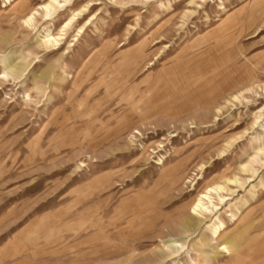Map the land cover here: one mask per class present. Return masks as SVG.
<instances>
[{"label":"rangeland","instance_id":"obj_1","mask_svg":"<svg viewBox=\"0 0 264 264\" xmlns=\"http://www.w3.org/2000/svg\"><path fill=\"white\" fill-rule=\"evenodd\" d=\"M6 1L0 264H230L219 243L245 252L264 233V13H237L253 0H92L66 30L86 0L34 24ZM47 29L59 43L41 44Z\"/></svg>","mask_w":264,"mask_h":264},{"label":"bare ground","instance_id":"obj_2","mask_svg":"<svg viewBox=\"0 0 264 264\" xmlns=\"http://www.w3.org/2000/svg\"><path fill=\"white\" fill-rule=\"evenodd\" d=\"M11 1H14V0H11ZM11 1L7 0L6 2H8L9 5H11L12 4ZM74 1L76 0H48V2H45L35 8H28V4L30 3L28 2V0H17L12 4L11 9L14 12H17L18 14H24L27 10H29L28 13L24 16L25 17L24 21L26 23L29 22L31 24L32 22L34 24L36 21L39 22L37 20V17L39 14L43 13L44 15L49 17L53 15L54 13H56L59 9H62L63 6L74 3ZM93 4L94 3L92 2V0H86V2L82 4V6L79 9L73 10L71 13V16L63 24L61 30H66V28L71 27L74 23L80 22V20L84 18L86 11L89 10L90 9L89 7L92 6ZM237 13L239 17L240 16L242 17L244 16V14H246L247 18L245 19V21L243 19L244 21L243 23L251 24L259 16H261V14L264 13V0H253V3L249 4L247 7L246 5H243L241 10L238 11ZM234 18H235L234 15L228 18V20L223 25V28L228 27L229 23L234 21ZM81 27L83 26H80L79 28ZM46 31L47 33L43 35L41 44L54 45V44L59 43L60 36L53 34V32L50 29H47ZM5 60L8 62L7 66L9 67V69L13 73H17V70H18L17 66L15 64L10 63L9 58H6ZM258 152H264V142L262 146L258 147ZM159 160L162 161L161 158ZM218 197L220 201H224L227 199L226 196L224 195H219ZM216 208H218V206L217 204L213 203V200L211 199V196L209 195V190H208L198 195L197 199L193 202L192 212L200 216L201 219H203L204 215L213 213L214 211L213 209H216ZM228 215L232 216L231 219H234V215H231L230 213H228ZM224 228H225V222L220 220L217 224H214L212 226L211 232L217 235ZM163 246H164V249H169L172 251L181 250L184 247L183 241L176 239V238L168 239V241L163 243ZM222 249L228 250V246L223 244Z\"/></svg>","mask_w":264,"mask_h":264},{"label":"crops","instance_id":"obj_3","mask_svg":"<svg viewBox=\"0 0 264 264\" xmlns=\"http://www.w3.org/2000/svg\"><path fill=\"white\" fill-rule=\"evenodd\" d=\"M162 110L165 111L164 108ZM235 215H237V213ZM221 219L222 218H220L219 216L215 215V217L209 223L205 224V221L198 222V225L200 224L199 228H200V226H203V224H205L206 228L208 229V235L205 237L207 242H211V241L212 242H215V241L217 242V240L220 239L222 230L220 231L219 234L216 235V234H213L211 232L212 231L211 229H212V226L214 224H217V222L219 220H221ZM184 220L185 219L182 218L181 221H184ZM222 220H224V219H222ZM229 220L232 221L233 219L229 218ZM174 223L175 222H173L172 224H174ZM225 224H226V221H225ZM178 226H179V224H178ZM180 227H181V229L178 227V228H176V230L180 229L182 231V233L187 232L189 230L191 231L193 229V228L190 229V225H186L184 223H182V225L180 223ZM167 230H168V232L173 234L175 229H174L173 225H172V227H170V225H169ZM232 241H233V239L229 238L228 241L221 242L218 245V249H222V245L223 244L228 246V250H223V249L222 250L225 251L226 253L230 254V259H229L230 260V264H264V243H263L264 242V233L263 234H259V235H255L253 242L251 244H247L248 246H246V249H245L246 251L245 252L242 251V252L239 253L237 251L236 253H234V252L231 251V253H230L231 242ZM183 245H184V247L181 250H178V251H183L186 248V245H185L184 242H183ZM250 245L252 246V249H250Z\"/></svg>","mask_w":264,"mask_h":264}]
</instances>
